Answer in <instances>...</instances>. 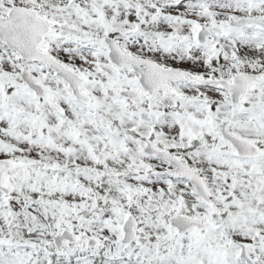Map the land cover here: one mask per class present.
I'll return each mask as SVG.
<instances>
[{
    "label": "snow or ice",
    "instance_id": "1",
    "mask_svg": "<svg viewBox=\"0 0 264 264\" xmlns=\"http://www.w3.org/2000/svg\"><path fill=\"white\" fill-rule=\"evenodd\" d=\"M0 264H264V0H0Z\"/></svg>",
    "mask_w": 264,
    "mask_h": 264
}]
</instances>
